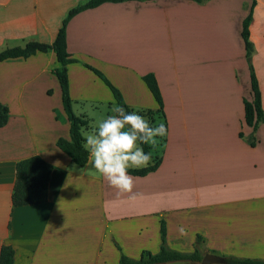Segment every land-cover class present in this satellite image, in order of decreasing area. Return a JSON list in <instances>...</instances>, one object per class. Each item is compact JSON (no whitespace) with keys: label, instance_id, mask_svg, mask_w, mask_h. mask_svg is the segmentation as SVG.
I'll return each instance as SVG.
<instances>
[{"label":"crops","instance_id":"0c3cea01","mask_svg":"<svg viewBox=\"0 0 264 264\" xmlns=\"http://www.w3.org/2000/svg\"><path fill=\"white\" fill-rule=\"evenodd\" d=\"M83 1L0 0V47L51 43L67 11ZM250 3L104 2L69 20L67 50L80 60L67 65L71 99L80 89L89 96L106 86L86 63L108 77L134 112L151 111L166 126L157 169L129 174L138 184L134 200L118 198L111 187L105 192L89 159L70 171L56 163V148L43 143V108L55 122L65 119L59 84L46 83L58 66L54 51L0 61V102L8 107L0 127V247H13L14 264H117L121 252L137 258L159 250L161 219L173 249L264 259V120L250 145L243 105L252 98L240 35ZM249 39L264 112V0H256ZM147 72L157 79L164 117L141 78ZM106 100L117 105L109 95ZM58 137L68 138V129L55 142ZM35 154L53 166L47 200L14 206L16 162ZM80 179L93 192L86 207L71 198Z\"/></svg>","mask_w":264,"mask_h":264},{"label":"trees","instance_id":"16d2710c","mask_svg":"<svg viewBox=\"0 0 264 264\" xmlns=\"http://www.w3.org/2000/svg\"><path fill=\"white\" fill-rule=\"evenodd\" d=\"M128 0H85L79 2L70 8L61 21L57 33L51 43L41 42L36 39H30L23 45H15L6 47L0 50V61L10 58H27L37 52H47L52 49L54 51L55 60L58 66L53 69L57 82L61 91V104L68 120V138L58 137L56 146L65 153L69 159L83 166L89 159V153L84 150L83 144L86 142L82 135V128L88 125V120L85 115H77L72 109V99L69 92V81L67 74V65L80 62L67 50L66 45V27L69 20L80 11L88 8L96 7L104 2H122ZM195 2H203L205 0H192ZM256 0H251L248 13L242 22L240 32L244 44L245 59L250 71L251 83V100L243 99L244 119L245 123L251 127V132L246 138V142L253 145L255 142V132L259 124L264 120V112L261 107V94L257 76L252 63L253 46L249 39V26L253 18V9ZM92 70L109 88L117 106L123 107L127 112H134L133 109L125 102L120 90L108 79V77L98 68L89 64H84ZM143 82L152 94L157 103V112L164 117L163 99L157 79L153 72H147L141 76ZM151 115L153 112L147 111ZM8 119V107L0 102V127L5 125ZM166 127V126H165ZM242 136V133H239ZM144 151L150 152L148 145H142ZM160 157L152 161L149 167L133 170L129 169V174L135 176H144L157 169L160 164ZM52 164L38 154L18 160L15 165L16 178L11 194V201L14 206L27 204L42 203L47 200L49 177L52 171ZM160 247L156 252L143 250L139 257H130L123 252L117 264H165L176 261L200 262L202 253L198 247H194L192 251H180L173 249L167 244V225L164 219L160 220L159 224ZM197 240L201 238L196 234ZM120 250V247L117 246ZM223 264H264V259L252 257H239L236 255H222ZM0 264H14V249L11 245H2L0 247Z\"/></svg>","mask_w":264,"mask_h":264},{"label":"clouds","instance_id":"9594fccd","mask_svg":"<svg viewBox=\"0 0 264 264\" xmlns=\"http://www.w3.org/2000/svg\"><path fill=\"white\" fill-rule=\"evenodd\" d=\"M113 115L101 120L93 131L81 130L85 139L83 148L89 153V163L113 188L118 198L133 193L135 177L129 175V169L140 170L149 167L152 152H145L142 145L155 148L159 138L167 134L163 122L151 125L148 119L136 112H127L121 106H114ZM181 236L187 234L181 226L177 229Z\"/></svg>","mask_w":264,"mask_h":264},{"label":"rangeland","instance_id":"374dc122","mask_svg":"<svg viewBox=\"0 0 264 264\" xmlns=\"http://www.w3.org/2000/svg\"><path fill=\"white\" fill-rule=\"evenodd\" d=\"M9 45V44H6ZM7 46H3V48L0 47V50L6 48ZM53 62L56 63L55 58H53ZM75 72H78L77 70H75ZM86 82V80H85ZM47 84H50L51 86L55 84L58 85V82L56 80V77L54 76V78H48L47 79ZM102 84V83H101ZM88 84L86 83L85 86H87ZM90 88H93L94 86L91 84L89 85ZM102 87L104 88H97L96 89V93L93 95H89V96H82V94L84 93V91H81L80 87H78L80 90L78 92H76L74 98L72 99V109L73 112L77 115H85L87 120H88V125L83 127V130L86 131H93V129L96 127V125L103 120L104 118H106L109 115H113L114 113L112 112V109L115 105V103H110L109 100H106L108 95L110 96V98L112 97V94L110 93L109 89L104 86L102 84ZM37 102L39 103V105H42L43 107L46 105V103L41 99L42 95L40 94V90L38 89L37 91ZM140 115L146 117L149 121V123L153 126H155L157 123L161 122L159 120H157V122H155V118H153V116L148 113L147 111L142 112ZM63 116L65 117V119H63L62 121H60V123H57L54 121V119H52V117L50 116L49 111L46 110V108H43V113H42V117H41V126L43 128V132H42V136H43V143L47 144L49 149H54L56 148L57 152H59V155H54V159L56 161V163L64 165L65 163H67V169L70 171L73 170H82L80 166L74 164L73 162H71L69 160V158L62 152L60 151L56 145H55V137L58 133H62L67 135V129H68V120L66 117V114H63ZM154 119V121H153ZM163 122V121H162ZM159 140V144L155 147V148H150V151L152 152V154L154 155V157L152 158V161L156 160V158L159 156V151H160V145L164 139L163 138H157ZM88 168H93L91 166V164H89ZM135 183V188L137 187V182ZM80 185H81V189H79L77 191L76 194H72L71 198L72 201H76L78 204L84 205L85 207L91 202L92 199V190H90L89 184L85 181L80 179ZM96 186H98V183L96 184ZM109 185L108 183L103 179L102 182V189L105 190V192H108L109 189ZM85 211H87L85 209ZM85 226V222L82 223ZM80 226H78L77 231L80 230L79 228ZM84 228V227H83ZM81 228V230L83 229ZM220 255V254H219ZM200 263V262H199ZM221 264V263H219Z\"/></svg>","mask_w":264,"mask_h":264},{"label":"water","instance_id":"95a60500","mask_svg":"<svg viewBox=\"0 0 264 264\" xmlns=\"http://www.w3.org/2000/svg\"><path fill=\"white\" fill-rule=\"evenodd\" d=\"M202 264L223 263L222 256L213 253H205L200 260Z\"/></svg>","mask_w":264,"mask_h":264}]
</instances>
